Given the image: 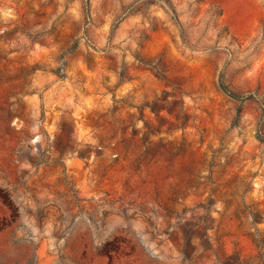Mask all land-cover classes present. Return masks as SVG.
<instances>
[{
  "label": "rangeland",
  "instance_id": "374dc122",
  "mask_svg": "<svg viewBox=\"0 0 264 264\" xmlns=\"http://www.w3.org/2000/svg\"><path fill=\"white\" fill-rule=\"evenodd\" d=\"M0 264H264V0H0Z\"/></svg>",
  "mask_w": 264,
  "mask_h": 264
},
{
  "label": "trees",
  "instance_id": "16d2710c",
  "mask_svg": "<svg viewBox=\"0 0 264 264\" xmlns=\"http://www.w3.org/2000/svg\"><path fill=\"white\" fill-rule=\"evenodd\" d=\"M220 88L226 93V94H228V95H230V96H233V95H231V93H230V91L227 89V87H226V85H224V83H220Z\"/></svg>",
  "mask_w": 264,
  "mask_h": 264
}]
</instances>
